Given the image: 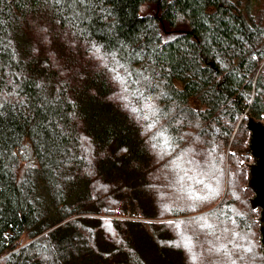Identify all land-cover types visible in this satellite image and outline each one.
Masks as SVG:
<instances>
[{"label":"trees","instance_id":"obj_1","mask_svg":"<svg viewBox=\"0 0 264 264\" xmlns=\"http://www.w3.org/2000/svg\"><path fill=\"white\" fill-rule=\"evenodd\" d=\"M263 115L264 0H0V264H188L144 221L154 175L214 162L239 194Z\"/></svg>","mask_w":264,"mask_h":264},{"label":"rangeland","instance_id":"obj_2","mask_svg":"<svg viewBox=\"0 0 264 264\" xmlns=\"http://www.w3.org/2000/svg\"><path fill=\"white\" fill-rule=\"evenodd\" d=\"M244 146L248 150V140ZM246 154V159L242 160L246 173H240L242 180L235 181L240 190L239 194L235 191V195L224 194L229 173L214 162L200 164L195 160H181L179 163L185 167L176 169L170 175H154V195L152 192L144 195L143 203L149 206L155 217L144 221L152 223L156 228L161 227L165 232V243L182 250L188 264H263L260 223L255 220L259 216L260 207L254 210L249 202L253 191L250 188L243 190L247 187L248 164L252 162L249 150ZM186 167H191L192 172L186 173L189 172ZM194 191L198 199L202 197V200L194 199L196 204L200 203L197 207L188 206L185 200H180L184 195L191 199ZM222 200V204L216 208ZM227 203L232 205L228 215ZM247 204L252 211L247 208ZM214 206L216 211L213 212L211 209ZM183 212L189 214L173 216L174 213L180 215ZM101 217L110 234L115 231L111 228L114 221L133 219L130 209L122 211L119 206L112 213Z\"/></svg>","mask_w":264,"mask_h":264},{"label":"water","instance_id":"obj_3","mask_svg":"<svg viewBox=\"0 0 264 264\" xmlns=\"http://www.w3.org/2000/svg\"><path fill=\"white\" fill-rule=\"evenodd\" d=\"M246 128L249 130L248 149L253 161L248 164L247 187L253 191L249 199L251 207H260L259 221L260 242L264 257V115L262 119L255 120L248 116Z\"/></svg>","mask_w":264,"mask_h":264},{"label":"flooded vegetation","instance_id":"obj_4","mask_svg":"<svg viewBox=\"0 0 264 264\" xmlns=\"http://www.w3.org/2000/svg\"><path fill=\"white\" fill-rule=\"evenodd\" d=\"M262 119V118H261ZM249 150V149H248ZM252 157V156H251ZM252 161H253V158H252Z\"/></svg>","mask_w":264,"mask_h":264}]
</instances>
